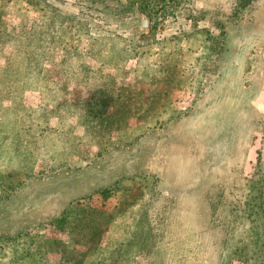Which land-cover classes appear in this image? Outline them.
Returning a JSON list of instances; mask_svg holds the SVG:
<instances>
[{
  "label": "rangeland",
  "instance_id": "1",
  "mask_svg": "<svg viewBox=\"0 0 264 264\" xmlns=\"http://www.w3.org/2000/svg\"><path fill=\"white\" fill-rule=\"evenodd\" d=\"M260 205L264 0H0V264H245Z\"/></svg>",
  "mask_w": 264,
  "mask_h": 264
},
{
  "label": "trees",
  "instance_id": "2",
  "mask_svg": "<svg viewBox=\"0 0 264 264\" xmlns=\"http://www.w3.org/2000/svg\"><path fill=\"white\" fill-rule=\"evenodd\" d=\"M242 5L240 4L238 6V9L235 10V14H237L238 12H240L242 10ZM205 13H208L206 11H204ZM259 210H255V212H251L250 216H252V219H248V217L246 216L245 221H248L247 224L249 225V227L246 230H253V233L258 230L259 228H263L264 227V216L261 215L263 214V207L262 205H260L258 207ZM261 216L263 218H261ZM259 231V230H258ZM251 248H246L243 249L245 251V258H247V262L245 264H264V249L262 248V246L260 244H252ZM236 251H241V246L240 245H236L235 247V252ZM223 264V263H221ZM227 264V263H226Z\"/></svg>",
  "mask_w": 264,
  "mask_h": 264
},
{
  "label": "water",
  "instance_id": "3",
  "mask_svg": "<svg viewBox=\"0 0 264 264\" xmlns=\"http://www.w3.org/2000/svg\"><path fill=\"white\" fill-rule=\"evenodd\" d=\"M141 27H142L143 29L146 28V21H142Z\"/></svg>",
  "mask_w": 264,
  "mask_h": 264
}]
</instances>
